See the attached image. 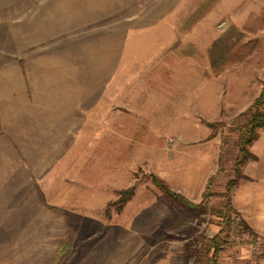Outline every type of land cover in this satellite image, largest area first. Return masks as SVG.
<instances>
[{
	"label": "rangeland",
	"instance_id": "374dc122",
	"mask_svg": "<svg viewBox=\"0 0 264 264\" xmlns=\"http://www.w3.org/2000/svg\"><path fill=\"white\" fill-rule=\"evenodd\" d=\"M203 2L0 0L11 91L18 73L32 107L56 87L105 89L58 140H21L14 156L0 141V264H193L219 231L239 128L264 90V0H210L194 19ZM227 31L244 48L214 74L209 49ZM263 132L215 264H264ZM152 174L201 206L181 207Z\"/></svg>",
	"mask_w": 264,
	"mask_h": 264
},
{
	"label": "crops",
	"instance_id": "0c3cea01",
	"mask_svg": "<svg viewBox=\"0 0 264 264\" xmlns=\"http://www.w3.org/2000/svg\"><path fill=\"white\" fill-rule=\"evenodd\" d=\"M20 75L18 73L19 87L16 95V92L11 91V70L0 67V141L9 150L6 152L10 156L27 154L21 152V149L26 147L22 141L32 137L38 139L39 135L44 132L56 134V140H58V137L63 135L62 133L67 134L73 130L76 119L80 120V118L78 119L80 113L88 114L93 108L99 107L105 96V89H102L101 86L98 89L88 87L86 91H83L84 89H69L68 87L59 89L56 87L54 91H50L52 93L51 97L49 95L51 100H47L45 105L42 99L38 100L32 107L27 103V88L25 84L21 83ZM18 97H20V102L14 103L12 106L11 100ZM54 110L57 111V116H54ZM12 117H14L15 122H11ZM56 119L58 120L56 121ZM12 123L14 126L11 125ZM260 136L257 143L264 146V143L261 142L264 139V132ZM12 141H16V143L13 144ZM14 149L18 151L15 152ZM188 177H191L190 171L187 172L182 181L184 182Z\"/></svg>",
	"mask_w": 264,
	"mask_h": 264
},
{
	"label": "trees",
	"instance_id": "16d2710c",
	"mask_svg": "<svg viewBox=\"0 0 264 264\" xmlns=\"http://www.w3.org/2000/svg\"><path fill=\"white\" fill-rule=\"evenodd\" d=\"M209 3L210 0H204L198 8V11L194 13V19L198 18L202 14L203 10ZM233 37L234 36L231 32L227 31L221 35L209 49L214 74H219L225 66L237 61V54L238 57H240L241 54L238 50H235V47L237 43L239 48L243 47L240 40L242 34L234 39ZM249 111L250 115L248 119L245 124L239 128V140L237 143L239 151L236 162V178L232 179L227 185V193L224 195V207L214 211V215L221 218L220 229L213 236L203 237V248L201 250L194 251L193 264H215L216 254H218L221 248L229 242V224L231 222L230 216L233 212H237L231 202V191L237 185L238 179L242 176L241 167L243 164L251 158H254L253 154L249 150V146L257 139L258 130L264 128V90L255 99ZM151 178L153 183L162 190L166 197L175 203H178L181 207L197 209L201 206V204H194L190 202L182 194L172 190L163 179L155 176L154 174H152ZM132 194V188L125 192L124 195L127 196L125 202L132 196ZM202 203H204V201Z\"/></svg>",
	"mask_w": 264,
	"mask_h": 264
}]
</instances>
